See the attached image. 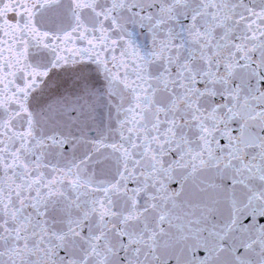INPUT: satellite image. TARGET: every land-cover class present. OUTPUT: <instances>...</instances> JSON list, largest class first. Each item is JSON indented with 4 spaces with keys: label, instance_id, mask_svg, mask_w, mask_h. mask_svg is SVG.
Returning <instances> with one entry per match:
<instances>
[{
    "label": "snow or ice",
    "instance_id": "1",
    "mask_svg": "<svg viewBox=\"0 0 264 264\" xmlns=\"http://www.w3.org/2000/svg\"><path fill=\"white\" fill-rule=\"evenodd\" d=\"M0 264H264V0H0Z\"/></svg>",
    "mask_w": 264,
    "mask_h": 264
}]
</instances>
